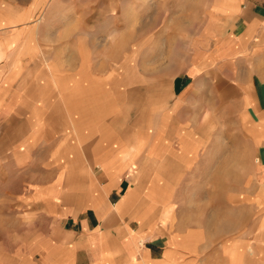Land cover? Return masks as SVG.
<instances>
[{"label":"crops","instance_id":"0c3cea01","mask_svg":"<svg viewBox=\"0 0 264 264\" xmlns=\"http://www.w3.org/2000/svg\"><path fill=\"white\" fill-rule=\"evenodd\" d=\"M193 1L178 13L177 0L138 7L131 0H0V264H227L219 253L231 239L250 243L243 264H264V0ZM88 14L90 59L97 43L110 46L86 70L78 40ZM131 16L148 19L136 29ZM51 38L56 44H45ZM66 43L78 55L73 74L59 67ZM113 43H142L140 63H154L149 74L137 72L147 84L121 89L120 105L107 69ZM178 43L186 47L181 55ZM162 44L169 47L164 62ZM50 61L58 71L42 73L40 63ZM165 63L174 73L162 88ZM42 77L59 86L52 81L38 92L18 84ZM49 114L58 121L55 134ZM120 124L127 131L114 139ZM179 177L190 191H217L224 207L247 214L245 226L223 221L212 260L204 254L207 226L194 235L203 258L179 247L186 233L177 229ZM165 195L174 215L163 226Z\"/></svg>","mask_w":264,"mask_h":264},{"label":"rangeland","instance_id":"374dc122","mask_svg":"<svg viewBox=\"0 0 264 264\" xmlns=\"http://www.w3.org/2000/svg\"><path fill=\"white\" fill-rule=\"evenodd\" d=\"M133 2L132 6L134 7H138L139 4L143 3L144 1H146V5L150 4V6H152V3L154 2V0H131V2ZM148 1V2H147ZM159 1V0H158ZM164 1L163 2V6L164 3H169V0H161ZM192 2H194L193 0H177V4H176V12L181 11V12H186L185 8H187V4L189 3L190 5H193ZM169 6V5H167ZM179 13V12H178ZM131 20L133 21V24L131 27L136 28L139 24H141L142 19H148L147 16H131L130 17ZM177 18H181L180 15L177 16ZM183 18V17H182ZM181 18V19H182ZM39 19V18H38ZM94 16H90L88 15H84L82 16V21L81 24L83 25V31L81 34L80 39L78 40L80 42L81 45V55H82V64L81 67L82 69L84 67H87L86 70L89 69L90 64L92 66H95V63H98L99 61H102V57H104L105 55H103V51L105 50L106 46H110V43H97V48L92 47V50H94L95 53H97L95 50H98V56L97 58L94 59H90V50L91 47L89 45V43H85L84 39L87 40L88 38V32H84V28H91V24L93 23ZM169 19L168 15H163L162 16V20L163 22H165L164 20ZM34 22H38V20L36 19ZM135 32V29L132 30ZM188 33V32H187ZM77 36V34H76ZM101 36V35H100ZM75 37V33L73 31H69L66 34V38L65 40L67 41H72ZM102 39V38H100ZM51 42H47L45 44H48L53 42L52 45L56 44V42L54 43V41H52V38L50 39ZM141 45L142 43H113V47H112V53H114L115 55L110 56L111 60L109 61L110 64H108L106 67L109 70H112L113 73V90H114V103L115 105L117 104H122V90L125 89H130V91L132 92V90H136L140 85L143 87L145 84H147L149 82V80H146L145 82L142 83H138L137 77L138 74L137 72L139 71V68H141L146 74H149L150 71L153 70L154 67V63L153 61L149 62V63H140L139 60V52L138 50L141 49ZM167 46V47H166ZM66 57H65V61H63V65L59 66L61 68L60 71H63V69H65L66 71L70 72V74H73L72 71L75 68L74 65L75 63H77L79 60L78 55L75 54V56L77 57L75 59L73 52L75 51V48L73 49V43H66ZM108 49V48H107ZM111 49V47H110ZM168 44H163L161 45V57H162V62L169 60L168 57ZM177 51L178 54L177 55H181V53H185L186 51V47L185 46H181V43H178V47H177ZM117 53L118 56H117ZM93 56H95L93 54ZM52 59V56H51ZM55 60V59H52ZM142 61V60H141ZM54 61H50V63H40L41 69H42V73H44L45 71H50L51 74L53 72L58 71V65L57 63H53ZM33 66H35V63L33 64ZM166 70H164V72L162 73V81H161V86L162 88H166V83L168 80V75L174 73V69L170 67V64H166ZM36 69V67H35ZM33 74L34 72H36L34 70V68L32 69ZM106 69H104L103 71H105ZM102 71V73H103ZM47 73V72H46ZM32 74V75H33ZM49 74V73H47ZM73 75H71V77L69 79H67L66 81H68V85L73 84ZM52 79H46V78H38V79H32V81L30 79L28 80H18V84L21 86V88H26V86H30L31 84L33 85L34 89L37 90L38 92H41L40 90H42L44 87H48L47 84L50 83V86L52 87ZM54 83H56V86H59V81L54 80ZM86 81H82L81 84L82 86H86ZM106 83H104L105 85ZM61 85V83H60ZM105 87V86H104ZM118 93H121L120 95H118ZM134 93V92H132ZM126 99H136L137 96H125ZM56 114V113H54ZM50 115V114H49ZM132 116V115H131ZM49 124L52 126L51 128L53 129V131L51 130V132H53V134L56 133V131L58 130L57 124V118L56 115L51 117L50 115V119H49ZM103 123H101L102 125ZM67 128H70L67 126ZM72 131V128L70 129ZM149 131H151L150 129H148ZM125 131H127V129H125V127H122L121 124L119 126H113V136L114 139L123 136V134L125 133ZM51 136H53L51 134ZM98 136V134H93L91 135V137H96ZM97 139V138H96ZM94 139V140H96ZM93 141V140H92ZM83 145L85 146V143H83ZM86 146H89V143H86ZM68 147L70 149H72V145H68ZM53 149H56V146L52 147ZM54 149V150H55ZM83 149V148H82ZM52 150V149H51ZM80 152V151H79ZM186 179L187 177H179L177 179H175V185L173 187L174 189V195L176 196L175 198V211L178 214L177 217L180 220L179 224L177 225V229L179 231H184L186 232L184 234V237L182 239H180L179 241V246L180 249L183 251H187L190 254L193 253V258L195 260H197V256L198 254H196L197 252V243L199 240H196L194 237V235H197L198 231H201L203 233V231L201 230L203 228V230H205V226L206 227V231H210L209 237L211 236L212 239H210V245H208L210 249H207V252H205V256L206 258L212 260V256L215 255L214 252H216L215 249H217L218 245H219V240H216L215 238H213L212 236L215 235L217 236V233L220 234V232L225 229V225L223 224V221L225 220L227 222V227H232L234 225H239L241 226V224L243 223L244 225V221L247 218V214H245V212L242 210L241 212H236L233 210L232 207V203L228 205V203L226 204V206L224 207V203L222 202L223 200L221 199V194L218 196L219 193H217V191H211L209 196H202V192L201 191H196V193L190 191L188 188L189 186L184 185V182L186 183ZM192 193H194V198L196 200L193 201L192 203V199L190 198V196H192ZM207 197H209V202H205V205L203 204L204 199L206 200ZM168 199V196H164L162 197V203H163V208H159V214H158V218H157V222L159 221V223L161 225L164 226V224L166 223L167 220L170 219V221L173 218L174 215V211H173V207H171L172 205L170 203H166V200ZM203 200V201H202ZM203 206H206L203 208ZM226 212H229L228 214H226V216L224 215ZM192 214V217H188L187 215ZM210 214V218L208 221H210L211 224H209L210 227H208V222L204 221L205 215H209ZM139 217V216H138ZM182 217V218H181ZM188 218V221H186V219ZM143 218H140V220H142ZM222 220V221H220ZM154 221V220H153ZM203 221V222H202ZM189 222V224H187ZM174 224V223H173ZM172 224V227H173ZM190 228H195L194 229H187V227ZM170 228V224L168 225V230ZM260 229L264 228V223L260 222L259 223V227ZM217 230V231H216ZM188 231V232H187ZM235 231V230H234ZM233 231V232H234ZM193 232V233H192ZM236 232V231H235ZM207 233V232H206ZM226 235V234H225ZM224 236V234H223ZM222 236V237H223ZM241 236V235H240ZM185 237H189L187 239H184ZM236 237V236H235ZM217 238V237H216ZM201 241V240H200ZM208 240H206L205 243H207ZM168 243H169V239H168ZM249 241L248 240H244V241H239V240H235V239H231V240H227L226 242H224L221 247H220V253L219 255L222 257L220 260L223 262L224 261V255L227 259V262L229 264H243L244 261V254L247 251V249H249ZM237 245H239L238 250L240 251L243 261L241 263H234L233 261V253H234V246L237 247ZM224 254V255H222ZM203 255V254H202ZM204 256V255H203ZM184 257V256H183ZM181 258V257H180ZM199 259L203 258L201 257V254H199L198 256ZM210 261V260H209ZM221 261L219 263H221ZM186 262V261H185ZM187 263H190L189 260H187ZM212 263V262H211ZM227 263V264H228ZM199 264H202L201 261Z\"/></svg>","mask_w":264,"mask_h":264},{"label":"bare ground","instance_id":"6f19581e","mask_svg":"<svg viewBox=\"0 0 264 264\" xmlns=\"http://www.w3.org/2000/svg\"><path fill=\"white\" fill-rule=\"evenodd\" d=\"M238 248H239V245H237V247L234 246V248H233V250H234V253H233V261H234V263H241L243 261L242 255H241L240 251L238 250Z\"/></svg>","mask_w":264,"mask_h":264}]
</instances>
